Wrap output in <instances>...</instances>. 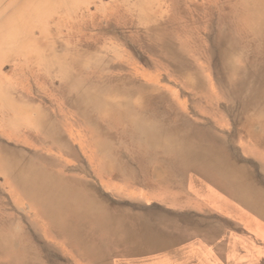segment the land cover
Returning a JSON list of instances; mask_svg holds the SVG:
<instances>
[{"label": "rangeland", "instance_id": "374dc122", "mask_svg": "<svg viewBox=\"0 0 264 264\" xmlns=\"http://www.w3.org/2000/svg\"><path fill=\"white\" fill-rule=\"evenodd\" d=\"M218 71H232L233 80L248 84L249 71L264 73V0H0V169L12 157L27 156L36 167L44 161L52 167L58 157L52 148L67 149L73 145L70 132L83 135L86 129L93 151L106 141L124 160L148 159L142 174L160 184L169 175L168 155L138 149L124 114L166 111L213 120L218 112L214 119L228 130L223 109L235 110L239 102L223 97ZM195 93L200 102H194ZM161 94L155 108L152 101ZM257 114L241 120L264 137V111ZM226 141L234 160L254 161L247 167L264 189V156L244 154L241 139ZM7 182L0 171V264L37 263L38 254V263L47 262L43 245L53 236ZM240 249L238 257L232 250L230 260L216 252L203 262L170 264H264L262 245Z\"/></svg>", "mask_w": 264, "mask_h": 264}, {"label": "bare ground", "instance_id": "6f19581e", "mask_svg": "<svg viewBox=\"0 0 264 264\" xmlns=\"http://www.w3.org/2000/svg\"><path fill=\"white\" fill-rule=\"evenodd\" d=\"M232 74V71L227 73L218 71L216 74V80L223 97L228 102H239L235 110L233 108L223 109L229 117L233 116V119L232 117L230 119L228 130H216L214 127H210L207 125L209 121L207 117L198 116L194 112L195 115L192 118L176 112L167 114L166 111L158 115H147V112L143 111L140 116L136 117L130 112H126L123 118L125 117L130 131L136 136L138 149H142L148 154L160 150L163 155H168L164 159H166L169 175L167 178H163L166 180L161 182V191L164 194L173 197L178 195L179 189H182L187 194L208 204L217 205L230 217L243 222L253 220L252 225L257 235L249 234L246 230L239 232L243 233L245 238L247 237L246 239L237 233L226 234L218 225L208 220V214H203V217H198L194 221L185 217L178 219V224H171L172 227L162 224V232L167 228L169 229L167 232L172 231L167 237H149L146 231L153 224V219L144 213L148 211L151 214L161 208L164 209L162 206L160 208L156 202L143 203L125 197L123 199L116 198L119 197L118 194H113L114 198L112 196L105 198L97 188L88 185L85 180L66 178L61 171L50 170L46 161L36 167L33 162H30L31 159L28 156L21 160L12 157L7 167L0 171L8 177L11 185H15L22 191L24 198L32 201L33 206L48 221L49 227L60 230V237L68 242L98 248L121 246L124 252H148L151 250L161 252L164 247L169 245H179L181 252L174 251V248L171 251L168 250L171 256L180 257L182 261L189 260L190 256L191 259L199 262L212 259L214 252L222 253L220 256L225 260L232 259L233 256L230 253L233 252L223 244L228 239L232 240L231 238H234L233 245L237 247L235 251L239 252L237 257L241 255L240 246L242 244L264 247V189L258 185L251 170L247 167V165L255 163L250 159H245L244 164L234 160V156L232 158L229 153V142L227 144L226 139L216 134V131L219 130L225 136L236 133L239 135L246 131L247 138L252 139L257 148L264 150V137L254 136L246 128L233 123L236 120L234 117L245 118L246 114L250 120L255 118V115H261L257 113L264 111L262 110V107L264 108V84L259 85L261 78H263L261 82H264V73L249 71L251 79L249 84L243 78L237 81L233 80ZM199 82L191 87L195 89L194 91L199 88ZM243 92L244 94H242ZM163 94L158 95L151 105L157 106V102L160 103L163 100ZM201 99V96L195 93L194 102H200ZM209 99L212 100V97L209 96ZM258 104H262L260 105L262 107ZM216 113L218 112L212 113L211 117H215ZM103 142L96 144L98 157L103 159L101 166L103 172L111 174L113 170H117L115 173L117 176L128 181H138L146 190L152 191L157 188V185L151 183L149 179L142 178V172L149 169L150 166L148 159L135 156L124 160L123 152L112 151L107 142ZM115 163H117V169L113 167ZM31 169H33L32 172ZM71 180L80 184L79 186L82 188L74 187L73 184L72 186L67 185L71 184L68 182ZM164 210L170 214L178 212L175 209ZM75 215L81 216L78 217L80 220L76 221ZM225 222L230 221L227 219ZM230 225L235 229L239 226L237 224ZM197 229L201 233L199 237L201 236L203 243L208 245L211 238H214L215 243H218L217 248L212 249L200 245L198 239L189 235V231H197ZM74 231L93 232L95 237L90 239L83 234L76 238ZM117 235L120 240H117ZM192 240H195L197 245L199 244L195 249L189 248L188 243ZM9 245L10 240H7V243L3 244L4 249L8 251Z\"/></svg>", "mask_w": 264, "mask_h": 264}, {"label": "crops", "instance_id": "0c3cea01", "mask_svg": "<svg viewBox=\"0 0 264 264\" xmlns=\"http://www.w3.org/2000/svg\"><path fill=\"white\" fill-rule=\"evenodd\" d=\"M227 117H228L227 123L229 124L231 121L230 119L231 117L233 119V116L230 117L227 116ZM207 118L208 120L210 119V117ZM214 118L215 117L212 118L213 120L210 119L207 125H209L210 127H214L216 130L225 128L224 126H221L223 121H217ZM234 118L236 120L233 121V123L241 124L242 127L248 128V126L244 124L245 121L241 120L244 118H240V117H234ZM214 124L219 125L218 128H216L217 126H214ZM219 131H216V134L226 140H229L231 138H238V139L241 138V140L243 139L241 142H239V145L244 154H248V153L250 154L253 152L252 154H261V155L263 154L264 156V150L257 148L256 145L253 143L252 139H250L251 142L249 141V138H247L248 133L246 131L240 133L239 135L236 133L231 135L229 134L228 136H225V134H222ZM69 139L72 141L73 145L69 146L67 149L61 151L60 149L52 148L53 150L52 154L58 157H57V163L55 165L52 164L53 165L52 167L48 166L50 170L61 171L63 176H65L66 178L70 177L76 180H82V179L85 180L88 185L97 188L98 192H100L105 198L107 196L111 198L113 194H118L117 196L119 197L116 198L123 199L125 197L126 199L138 200L143 203L156 202L160 205V208L162 206L164 209L178 210V212L173 214L168 213V211L162 208L156 210L154 213L151 214H149L150 212L146 211L144 214L147 216L150 215V217H152L151 219H153V224L146 231L149 237H154V238L167 237L168 235H170L169 233H171L172 231L167 232L168 229L167 228L164 232H162L161 231L162 224L170 225L172 227V225L178 224V219L185 217L191 221H194L197 220L198 217L199 218L203 217V214H208V220L218 225L221 229H223V232L226 234L237 233L238 235H242L244 238H245L244 234L239 233V232H243V230H246L247 232H249V234H256L255 229L253 228L252 225L254 222L253 220H247L243 222L236 218L230 217L229 215L221 211L217 207V205L208 204L207 202H204L203 200L199 198H195L189 194L188 195L194 198L195 201L191 200L190 198L188 199L186 191L182 192V190L179 189L178 195H174L172 197V195L168 196L161 191V186H162L161 183L159 184L158 181L156 182L151 180L149 177L147 178L144 174H142L143 175L142 178L144 179L147 178L151 183L153 182L154 184H156L157 185L156 189H153L152 191H150V189L146 190L139 184L138 181L135 182V181H128L122 179L121 177L115 174L117 170H113L111 174L107 173L106 171L103 172L101 169L103 159L98 157L97 149L95 148L93 151L92 148L91 130L85 129L82 135L81 133H77L75 129H73L70 132ZM228 145L230 147V143ZM113 165H114L113 167L117 169V163ZM32 170L33 169H31V172ZM5 178L6 180H8L7 187L9 192L13 195L19 193V195L24 198L22 191L18 189L15 185H11L10 180L8 179L7 176H5ZM68 182L71 183V184H67L69 186H72L73 184L74 187L82 188L79 186L80 184H76L75 182H72V180ZM112 198H114V196H112ZM24 199L26 200V202L22 203L21 206L26 205L29 211V215H31V217L36 221L41 220L40 222L42 224V227L44 228V233H50L53 236V242L46 243L43 245V247H45L44 250L49 251L50 254L48 256H45V258H47L46 259L47 262L38 263L39 261H41L40 260L41 256L38 254L36 255L37 263L29 262L28 264H61V262L62 264H162V263L170 264L172 260L175 261L181 260L180 257L171 256V254H169L168 252V250L171 251L173 250V248L175 249L174 251L181 252V250H179V245H174V246L169 245L167 247H164L163 251L161 252H155L154 250L148 252L147 251L124 252L121 246L98 248L94 246L78 244L76 242L72 243L65 241L63 238L60 237L61 235L60 230L49 227L48 221H46V218H44L41 215V212L37 210L35 206H33L32 201H29L26 198ZM221 199L223 200L225 198H221ZM22 200L23 199L21 198V201ZM84 205L86 204L84 203ZM78 217L81 216L75 215L74 219L76 221L77 219L80 220V218ZM227 219L230 222H225L227 221ZM230 224L239 225L237 228L238 230L232 227ZM74 234L76 235V238L79 237V235H83V234L85 236H88L90 239H94L95 237V233L93 232L74 231ZM199 234L201 233H199L198 229L197 231L195 230L189 231V235H191L192 238L195 237L196 240L198 239L199 244H201L200 242L202 241H201V236L199 237ZM231 239L232 240L230 239L226 240V242H224L223 244L224 246L227 247V249L235 250V247L233 245L234 238ZM117 240H120L118 235H117ZM214 240H215L214 238H211V241L210 243H208L207 246H210L212 249H216L217 248L216 245L218 243L216 244ZM195 242H196L195 240L189 242L188 243L189 248L192 249L197 248L199 244L197 245ZM183 247L185 249V246ZM214 254H216V252H214ZM188 258L191 257L189 256ZM50 261L51 263H48ZM179 263H181V261ZM183 264H187V262Z\"/></svg>", "mask_w": 264, "mask_h": 264}]
</instances>
